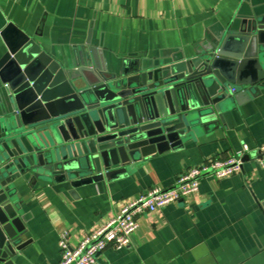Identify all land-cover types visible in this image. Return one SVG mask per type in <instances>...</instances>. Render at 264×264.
I'll return each instance as SVG.
<instances>
[{
  "label": "crops",
  "instance_id": "1",
  "mask_svg": "<svg viewBox=\"0 0 264 264\" xmlns=\"http://www.w3.org/2000/svg\"><path fill=\"white\" fill-rule=\"evenodd\" d=\"M0 0V32L12 22L64 65L91 48L107 71L124 58L161 60L193 53L260 0ZM260 8V7H259ZM258 8V9H259ZM261 9V8H260ZM5 50L0 36V56ZM170 55V56H169ZM135 58V57H131ZM264 68V61L261 62ZM238 96V89H231ZM220 126L181 146L142 158L125 173L72 188L30 178L16 184L29 241L13 264H58L60 233L70 245L104 224L128 200L167 189L208 158L241 155L242 172L201 178L198 191L137 217L123 249H106L98 264H264V168L254 160L264 144V86L230 105ZM248 152L243 151L244 146ZM249 156V158H247Z\"/></svg>",
  "mask_w": 264,
  "mask_h": 264
},
{
  "label": "water",
  "instance_id": "2",
  "mask_svg": "<svg viewBox=\"0 0 264 264\" xmlns=\"http://www.w3.org/2000/svg\"><path fill=\"white\" fill-rule=\"evenodd\" d=\"M260 1L261 9L239 13L191 54H133L113 71L99 65L95 48L92 65L85 52L64 65L7 23L0 32V264H13L29 243L21 239L20 178L72 188L110 179L220 126L230 105L264 86Z\"/></svg>",
  "mask_w": 264,
  "mask_h": 264
},
{
  "label": "built area",
  "instance_id": "3",
  "mask_svg": "<svg viewBox=\"0 0 264 264\" xmlns=\"http://www.w3.org/2000/svg\"><path fill=\"white\" fill-rule=\"evenodd\" d=\"M171 1V0H161ZM248 152V147H243ZM254 160L264 168V144L256 150ZM241 155L226 160L208 158L201 164L189 167L181 172L174 184L167 188H152L134 199L125 202L120 210L108 221L83 235L78 243L70 245L67 230L60 233L58 264H98V256L106 249L120 250L130 244L131 235L138 228L137 217L144 213L162 209L198 191L201 178L223 179L242 172Z\"/></svg>",
  "mask_w": 264,
  "mask_h": 264
}]
</instances>
